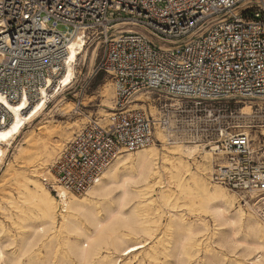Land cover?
<instances>
[{
    "label": "built area",
    "instance_id": "1",
    "mask_svg": "<svg viewBox=\"0 0 264 264\" xmlns=\"http://www.w3.org/2000/svg\"><path fill=\"white\" fill-rule=\"evenodd\" d=\"M74 38L96 44L113 107L61 146L44 185L80 194L119 154L161 146L162 132L207 149L211 181L264 198L253 151L264 147V0H0V96L35 101L59 74L57 85Z\"/></svg>",
    "mask_w": 264,
    "mask_h": 264
},
{
    "label": "bare ground",
    "instance_id": "2",
    "mask_svg": "<svg viewBox=\"0 0 264 264\" xmlns=\"http://www.w3.org/2000/svg\"><path fill=\"white\" fill-rule=\"evenodd\" d=\"M122 27L119 31H136ZM80 42L72 39L70 44H77L76 58L80 55L84 62L87 48ZM72 51L69 47L68 57ZM94 56L95 49L89 64ZM76 58L66 62L62 79L69 70L73 74ZM49 87L40 89L35 103L45 105L57 95ZM101 94L105 102V87ZM26 98L17 101L27 103ZM17 101L9 103L18 107ZM12 117L13 123L17 119L23 123L13 137L0 141V161L31 120L23 109ZM52 133L65 136L62 129L24 136L26 146L16 156L24 191L20 202L9 199L7 206L0 205L6 221L0 222V233L7 236L5 241L0 237V249L16 244L18 260L28 252L20 264H264V198L249 202L240 196L244 201L240 203L248 206L245 209L236 204L229 188L210 184L204 177L213 159L207 149L170 141L158 132L161 148L151 144L119 154L80 196L56 186L57 201L43 186L42 178L48 177L41 174L38 179L34 163L51 159L56 148L50 141ZM10 173L12 168L7 170Z\"/></svg>",
    "mask_w": 264,
    "mask_h": 264
},
{
    "label": "rangeland",
    "instance_id": "3",
    "mask_svg": "<svg viewBox=\"0 0 264 264\" xmlns=\"http://www.w3.org/2000/svg\"><path fill=\"white\" fill-rule=\"evenodd\" d=\"M120 27H122V25ZM130 27L138 31L141 30L133 26ZM124 30H126V28ZM113 33H115V31ZM153 41L155 44L167 45L165 42L162 43L156 38H154ZM85 48H87L86 60L83 62L80 55L77 56L74 64V72L71 75L69 84L62 85L60 87V92H58L55 97H47L48 100L42 107L41 112L35 118L31 119L29 123L25 124L23 132L12 140L11 145L6 151L3 159L0 161V205L7 206V200L9 199L13 202H18L21 199V193L22 191H24V187L21 183L23 174L21 173V169L19 168L20 164L16 162V156L18 151L22 147L26 146V143L24 142V136L28 132L38 134L41 131H46V133L48 134V132L60 129L65 131L64 137L57 138L55 137V133L49 135V137H51V143L56 147L51 159L46 161H34L35 164L37 163L36 167L39 168L37 172L38 179L41 180V174H45L44 176H47V179H50L51 177L49 172L47 171V168L54 160L61 146L68 139H70V137L89 119L106 118L111 112L114 97V90L111 79L104 73H93V67L96 61V55L98 53L96 44H90ZM94 49L95 56L91 64H89L90 56L92 55V51ZM104 87L107 89L108 93V99L105 102L103 101L104 97H102L101 94ZM158 147L161 148V146ZM213 160L214 159H211V171L214 163ZM8 168H12V173H10L9 175L7 174ZM210 172L204 175V177L208 181L210 180ZM213 183L215 182H210V184L216 185ZM43 186H45L56 197V192L50 190L44 184ZM83 193L84 192L80 194H74L80 196ZM232 193L234 195L236 204L239 203L240 205H242L241 203H244V201L240 200L241 194L234 191ZM244 198L249 202L254 201V199H250L248 197ZM56 199L58 201V197H56ZM242 207L246 209L248 206L242 205ZM0 222L6 224L5 218L1 214V208ZM10 234L12 235V237H18L17 231L13 227H10ZM0 237L2 241H5V238L3 236ZM236 251H239V248H237Z\"/></svg>",
    "mask_w": 264,
    "mask_h": 264
},
{
    "label": "snow or ice",
    "instance_id": "4",
    "mask_svg": "<svg viewBox=\"0 0 264 264\" xmlns=\"http://www.w3.org/2000/svg\"><path fill=\"white\" fill-rule=\"evenodd\" d=\"M74 39H80V38H74ZM70 48L73 49L71 56L68 57L67 63L71 64L74 59L76 58V52L75 49L77 48L76 43H72L69 45ZM63 68V65H61V69ZM53 71H56L53 69ZM59 75V74H58ZM57 76H54L52 80H49L47 83L50 86L48 88L49 91L52 90V88L56 89V92H60V88L56 85L55 80L58 78ZM71 71H68V74L64 76L62 80H60V84L63 85H68L70 78H71ZM55 95V93H54ZM10 99V98H9ZM9 99H5L3 96H0V106L6 107L10 111L8 112V120L7 121H0V128L5 129L4 131H0V141H7L9 138L13 137L14 133H17L18 130L21 127V124L23 121H20L19 119L16 120L15 123H13V117L12 113H17L19 114L20 110L23 109L25 113V118L26 119H31L32 116L36 114L43 106H44V101H40L39 103H35V101H32L30 97L26 98L27 103H20L17 101L18 107H12V105L9 103ZM35 103V107H32V105ZM30 113V114H29ZM10 126V130L9 129ZM242 147V151L247 154L249 149L244 146V141L240 140L237 141ZM254 152L257 154L264 152V147L260 149H254ZM261 165L259 168V171L264 172V157H261ZM244 163H248L247 160L244 161ZM236 171H238L240 174H243V169L238 168ZM261 179L264 180V176H261ZM247 187V185H245ZM0 236H3L5 239H7V236L3 233H0ZM137 247H143V245H137ZM129 252L135 251L132 248L128 249ZM18 255L17 252V246L14 243H8L3 246L2 249H0V264H20V260H23L25 257L29 256L28 252H25L23 256H20V260L16 258ZM126 256L127 253H124Z\"/></svg>",
    "mask_w": 264,
    "mask_h": 264
}]
</instances>
